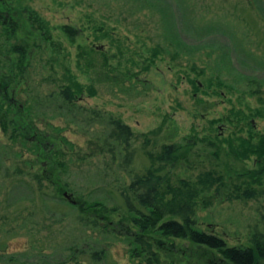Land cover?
I'll use <instances>...</instances> for the list:
<instances>
[{"label": "rangeland", "instance_id": "1", "mask_svg": "<svg viewBox=\"0 0 264 264\" xmlns=\"http://www.w3.org/2000/svg\"><path fill=\"white\" fill-rule=\"evenodd\" d=\"M3 1L20 22L12 35L0 23V264H146L125 237L136 230L124 195L132 196V177L104 147V124L56 116L39 103L63 87L87 114L131 128L137 174L161 166L173 184L193 185L211 174L199 187L200 228L231 246L264 236V17L257 0H186L190 15L220 24L219 38L199 39L212 45L190 61L172 46L166 52L157 14L132 11L131 2ZM16 43L23 57L11 50ZM94 201L102 203L97 212L86 208ZM175 244L171 253L158 250L157 264H206L187 241Z\"/></svg>", "mask_w": 264, "mask_h": 264}, {"label": "trees", "instance_id": "2", "mask_svg": "<svg viewBox=\"0 0 264 264\" xmlns=\"http://www.w3.org/2000/svg\"><path fill=\"white\" fill-rule=\"evenodd\" d=\"M106 1V0H105ZM122 2V5L131 2L130 9L133 7L137 11L150 10L157 14L163 32V38L167 42L162 47L166 52H170L169 47H173L177 53H183L188 60L193 59L195 51L202 49L212 43L199 44V39L204 37L217 39L219 26L218 23L208 21L200 22L195 16L190 15V7L186 0H108ZM259 13L264 17V2L257 0ZM20 16L13 10L5 9L4 1H0V23L4 24L5 32L12 35L19 26ZM65 33L73 36L75 31L70 26L63 27ZM12 30L11 33L8 31ZM219 38V37H218ZM16 43L12 46V51L23 57V45ZM226 44L220 45L225 51ZM226 54V51H225ZM232 60L222 58L223 63ZM245 64L244 60L238 61ZM13 67L10 68L12 73ZM247 80H258L256 76H246ZM260 86L262 85L261 82ZM263 83V82H262ZM252 85L253 83H249ZM258 90H256L257 92ZM255 92V91H254ZM11 97V101H14ZM43 105L57 110L56 116L70 115V120L82 121L90 120L93 117L99 119L104 124L105 133L103 138L104 147L114 157L121 156L119 163L122 169L126 170L132 177L128 191L125 195V204L128 208L126 219L135 227V233H127L126 239L132 245L131 254L134 257L142 258L146 264H157L160 261L158 250L164 249L171 253L178 247L176 239L185 240L189 244L190 251L198 252L207 256L206 264H264V236L254 233L250 245H228L219 235L205 231L198 225L197 207L199 206V187H203L210 179L211 174L199 175L196 185L191 184L185 179H181L177 184H173L170 179L162 177L160 174L161 166L149 168L144 174H137L131 167L133 151L130 150L133 132L131 128L120 119L112 116H105L97 111L87 114L86 110L76 102L74 93L70 87H63L54 93L46 94L43 97ZM11 104V103H10ZM8 123L3 124L5 127ZM40 146V145H39ZM260 147L264 155V140ZM173 154L172 147H166L163 155L170 158ZM163 159V158H162ZM60 194H62L60 192ZM74 204V203H73ZM83 204V203H82ZM87 209L98 211L102 206L100 201L91 202L86 205ZM264 217V215H263ZM89 219V218H88ZM96 220V219H95ZM96 225V222H93ZM110 225L104 224V232ZM162 245V246H161ZM94 256V253L92 254ZM215 255V256H214ZM214 256V257H213Z\"/></svg>", "mask_w": 264, "mask_h": 264}, {"label": "water", "instance_id": "3", "mask_svg": "<svg viewBox=\"0 0 264 264\" xmlns=\"http://www.w3.org/2000/svg\"><path fill=\"white\" fill-rule=\"evenodd\" d=\"M63 195H64L67 199H69L70 202H72V203H74V204H75V203H78L77 200L73 198V194L68 193L67 191H64V192H63Z\"/></svg>", "mask_w": 264, "mask_h": 264}, {"label": "flooded vegetation", "instance_id": "4", "mask_svg": "<svg viewBox=\"0 0 264 264\" xmlns=\"http://www.w3.org/2000/svg\"><path fill=\"white\" fill-rule=\"evenodd\" d=\"M13 99V98H12ZM14 100V102H15V99H13Z\"/></svg>", "mask_w": 264, "mask_h": 264}]
</instances>
